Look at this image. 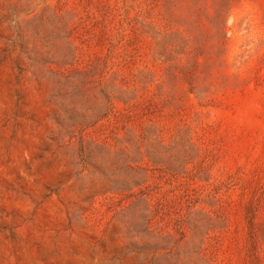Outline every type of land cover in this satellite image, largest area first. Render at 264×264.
Wrapping results in <instances>:
<instances>
[{"label":"rangeland","instance_id":"rangeland-1","mask_svg":"<svg viewBox=\"0 0 264 264\" xmlns=\"http://www.w3.org/2000/svg\"><path fill=\"white\" fill-rule=\"evenodd\" d=\"M0 264H264V0H0Z\"/></svg>","mask_w":264,"mask_h":264}]
</instances>
